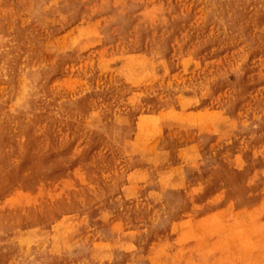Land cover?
Returning a JSON list of instances; mask_svg holds the SVG:
<instances>
[{
    "label": "rangeland",
    "instance_id": "1",
    "mask_svg": "<svg viewBox=\"0 0 264 264\" xmlns=\"http://www.w3.org/2000/svg\"><path fill=\"white\" fill-rule=\"evenodd\" d=\"M108 263L264 264V0H0V264Z\"/></svg>",
    "mask_w": 264,
    "mask_h": 264
},
{
    "label": "bare ground",
    "instance_id": "2",
    "mask_svg": "<svg viewBox=\"0 0 264 264\" xmlns=\"http://www.w3.org/2000/svg\"><path fill=\"white\" fill-rule=\"evenodd\" d=\"M218 1V0H217ZM137 65V64H136ZM132 66V65H131ZM137 67V66H136ZM130 68V67H129ZM135 72H136V70H135ZM138 73V72H137ZM135 74V73H134ZM134 78V77H133ZM134 79H136V78H134ZM81 108H82V106H81ZM81 108H80V110H81ZM84 110V109H83ZM82 110V111H83ZM93 110V109H92ZM90 111H91V109H90ZM169 111V110H168ZM167 111V112H168ZM70 112V111H69ZM71 113V112H70ZM69 113V114H70ZM77 113V112H76ZM97 113V112H96ZM87 115H89V114H87ZM70 116V115H69ZM82 116V115H81ZM97 116V115H96ZM157 116V115H156ZM65 117H67V116H65ZM74 118V117H73ZM76 118V117H75ZM78 118V117H77ZM110 118V117H109ZM92 119V118H91ZM98 119H100V118H98ZM129 119V118H128ZM132 119V118H131ZM63 120V119H62ZM70 120V119H69ZM76 120V119H75ZM80 120V119H79ZM95 120H97V119H95ZM142 120V119H141ZM83 121V120H82ZM134 121V120H133ZM60 122V121H59ZM99 122V121H98ZM112 122V121H111ZM75 123V122H74ZM109 123V122H108ZM128 123V122H127ZM99 124V123H98ZM128 124H130V123H128ZM142 125V124H141ZM234 125V124H233ZM128 126V125H127ZM111 127V126H110ZM113 127H114V125H113ZM126 127V126H125ZM127 128V127H126ZM131 128V127H130ZM155 128V127H154ZM120 129V128H119ZM94 130V129H93ZM111 130V129H110ZM128 130V129H127ZM107 131V130H106ZM126 131V130H125ZM97 132V131H96ZM102 132V131H101ZM107 133V132H106ZM115 133V132H114ZM113 133V134H114ZM130 133V132H129ZM98 134V133H97ZM101 134V133H100ZM99 134V135H100ZM102 135H103V133H102ZM105 136V135H104ZM108 136V135H107ZM106 136V137H107ZM135 136V135H134ZM260 136V135H259ZM92 137V136H91ZM115 139V138H114ZM58 140V139H57ZM106 140V139H105ZM103 144H104V142H103ZM101 145H102V143H101ZM108 146V145H107ZM117 146V145H116ZM131 148H133V147H131ZM114 149H117V148H114ZM113 149V150H114ZM112 150V149H111ZM118 150V149H117ZM151 151V150H150ZM109 152V151H108ZM116 152V151H115ZM90 154V153H89ZM150 154V153H149ZM149 154H147V155H149ZM102 155V154H101ZM118 155V154H117ZM123 155V154H122ZM125 157V156H124ZM108 164H109V162H108ZM113 165V164H112ZM143 165V164H142ZM157 165V164H156ZM118 166V165H117ZM150 166V165H149ZM151 167V166H150ZM130 169V168H129ZM110 170V169H109ZM124 170V169H123ZM160 171V170H159ZM164 171V170H163ZM102 172V171H101ZM121 172V171H120ZM168 172V171H167ZM172 172V171H171ZM110 173V172H109ZM166 173V172H165ZM134 174V173H133ZM164 174V173H163ZM137 175V174H136ZM160 175V174H159ZM162 175V174H161ZM164 175H166V174H164ZM171 175V174H170ZM172 176V175H171ZM108 178V177H107ZM115 179V178H114ZM118 179V178H117ZM121 180V179H120ZM119 182V181H118ZM260 182V181H259ZM108 183H109V181H108ZM118 185V184H117ZM111 187V186H110ZM116 187V186H115ZM108 189V188H107ZM111 189V188H110ZM109 189V190H110ZM119 189V188H118ZM114 191V190H113ZM111 192V191H110ZM117 192V191H116ZM177 192V191H176ZM107 195V194H106ZM111 196V195H110ZM244 196V195H243ZM257 196V195H256ZM144 200V199H143ZM81 206V205H80ZM241 206V205H240ZM158 213H160V212H158ZM77 216V215H76ZM72 217V216H71ZM218 217V216H217ZM71 219V218H70ZM99 219V218H98ZM96 220V219H95ZM67 221H65V223H66ZM59 223V222H58ZM63 224V223H62ZM64 225V224H63ZM67 226H68V223H67ZM79 226V225H78ZM53 227V226H52ZM39 228V227H38ZM37 228V229H38ZM51 228V227H50ZM67 228V227H66ZM66 228H64V229H66ZM70 229H71V227H70ZM55 230H56V227H55ZM67 231H68V229H67ZM46 232V231H45ZM44 232V233H45ZM52 232V231H51ZM33 233V232H32ZM35 233V232H34ZM43 233V232H42ZM77 234H79V233H77ZM47 235V234H46ZM68 235V234H67ZM53 236V235H52ZM65 236V235H64ZM47 237V236H46ZM15 238V237H14ZM53 238V237H52ZM51 238V239H52ZM57 238V237H56ZM66 238V237H65ZM27 239V238H26ZM29 239V238H28ZM38 239V238H37ZM102 239V238H101ZM36 240V239H35ZM61 240V239H60ZM67 240V239H66ZM8 241V240H7ZM33 241V240H32ZM51 241V240H50ZM11 242V241H10ZM37 242V241H36ZM20 243V242H19ZM18 243V244H19ZM53 243V242H52ZM57 243V242H56ZM64 243V242H63ZM67 243V242H66ZM65 243V244H66ZM5 244V243H4ZM26 244V243H25ZM29 244V243H28ZM36 244V243H35ZM34 244V245H35ZM53 246V245H52ZM22 247V246H21ZM95 249V248H94ZM126 249V248H125ZM67 250V249H66ZM105 250V249H104ZM96 251V250H95ZM20 252V251H19ZM26 252V251H25ZM64 252V251H63ZM54 253V252H53ZM98 253V252H97ZM24 254V253H23ZM52 254V253H51ZM92 254V253H91ZM91 254H90V256H91ZM100 255H101V253H100ZM96 256V255H95ZM100 257V256H99ZM90 258V257H89ZM106 258V257H105ZM69 259V258H68ZM91 259V258H90ZM94 262V261H93ZM97 262V261H96ZM109 264V263H108ZM122 264V263H121Z\"/></svg>",
    "mask_w": 264,
    "mask_h": 264
}]
</instances>
